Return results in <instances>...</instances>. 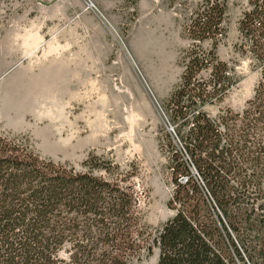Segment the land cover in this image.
<instances>
[{
  "label": "trees",
  "instance_id": "1",
  "mask_svg": "<svg viewBox=\"0 0 264 264\" xmlns=\"http://www.w3.org/2000/svg\"><path fill=\"white\" fill-rule=\"evenodd\" d=\"M226 11V0L195 5L183 71L163 103L173 216L148 226L134 172L106 156L91 151L76 169L0 133V264H142L154 248L155 264H264V0H248L234 44L259 71L253 94L240 111L210 116L205 106L238 81L216 52Z\"/></svg>",
  "mask_w": 264,
  "mask_h": 264
},
{
  "label": "rangeland",
  "instance_id": "2",
  "mask_svg": "<svg viewBox=\"0 0 264 264\" xmlns=\"http://www.w3.org/2000/svg\"><path fill=\"white\" fill-rule=\"evenodd\" d=\"M200 0H5L0 4V133L21 135L41 157L76 169L93 151L134 172L145 223L171 218L163 103L192 43L185 26ZM217 56L238 78L214 116L240 111L259 71L240 56L238 20L248 0H226ZM209 49L207 41L201 44ZM204 77H208L207 74ZM158 250L142 264H155Z\"/></svg>",
  "mask_w": 264,
  "mask_h": 264
}]
</instances>
